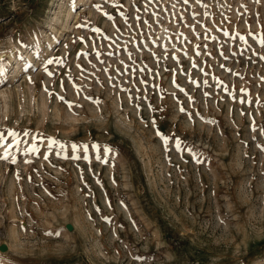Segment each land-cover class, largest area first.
<instances>
[{
    "label": "rangeland",
    "instance_id": "374dc122",
    "mask_svg": "<svg viewBox=\"0 0 264 264\" xmlns=\"http://www.w3.org/2000/svg\"><path fill=\"white\" fill-rule=\"evenodd\" d=\"M262 41L264 0H0V264H264Z\"/></svg>",
    "mask_w": 264,
    "mask_h": 264
},
{
    "label": "snow or ice",
    "instance_id": "6c2138e0",
    "mask_svg": "<svg viewBox=\"0 0 264 264\" xmlns=\"http://www.w3.org/2000/svg\"><path fill=\"white\" fill-rule=\"evenodd\" d=\"M185 2H187V0H185ZM96 31H98V29ZM262 43H264V41H262ZM52 63L53 61L51 59L47 60V64H52ZM57 63H59V61H57ZM8 71H9L8 67L3 62H0V78L4 77ZM49 75H51V73H49ZM75 147L76 146L73 145V148ZM177 147H179V142H177ZM137 259H143V258L138 257Z\"/></svg>",
    "mask_w": 264,
    "mask_h": 264
},
{
    "label": "bare ground",
    "instance_id": "6f19581e",
    "mask_svg": "<svg viewBox=\"0 0 264 264\" xmlns=\"http://www.w3.org/2000/svg\"><path fill=\"white\" fill-rule=\"evenodd\" d=\"M75 6L74 7H72L70 10H69V13H68V17H70L74 12H76L75 11ZM81 13V12H80ZM77 14V13H76ZM77 17V16H76ZM69 19V18H68ZM55 42H57L56 40H53L52 42H51V46H53L54 44H55ZM6 54H3V56H5ZM0 94L2 95V96H4V97H6V95H7V92L5 91V90H2L1 89V91H0Z\"/></svg>",
    "mask_w": 264,
    "mask_h": 264
}]
</instances>
